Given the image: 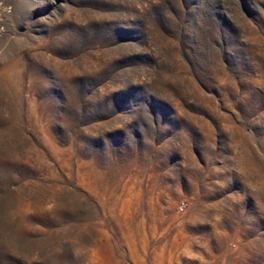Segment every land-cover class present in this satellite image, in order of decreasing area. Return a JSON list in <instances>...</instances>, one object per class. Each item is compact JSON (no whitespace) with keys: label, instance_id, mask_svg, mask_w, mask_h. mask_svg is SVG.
Instances as JSON below:
<instances>
[{"label":"rangeland","instance_id":"374dc122","mask_svg":"<svg viewBox=\"0 0 264 264\" xmlns=\"http://www.w3.org/2000/svg\"><path fill=\"white\" fill-rule=\"evenodd\" d=\"M0 264H264V0H8Z\"/></svg>","mask_w":264,"mask_h":264},{"label":"built area","instance_id":"2783aa9c","mask_svg":"<svg viewBox=\"0 0 264 264\" xmlns=\"http://www.w3.org/2000/svg\"><path fill=\"white\" fill-rule=\"evenodd\" d=\"M12 6L8 3V0H0V38H2L7 32L6 19L12 14Z\"/></svg>","mask_w":264,"mask_h":264}]
</instances>
